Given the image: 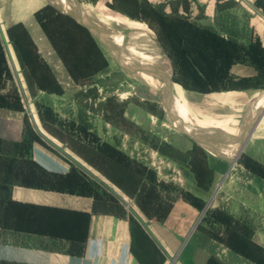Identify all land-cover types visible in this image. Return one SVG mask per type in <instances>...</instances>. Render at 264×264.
Instances as JSON below:
<instances>
[{
  "label": "rangeland",
  "instance_id": "1",
  "mask_svg": "<svg viewBox=\"0 0 264 264\" xmlns=\"http://www.w3.org/2000/svg\"><path fill=\"white\" fill-rule=\"evenodd\" d=\"M219 1L217 28L197 0H79L100 32L58 0H0V227L37 213L39 228L76 236L92 214L114 216L152 263L264 264V192L242 168L264 178V150L232 154L264 102V47L238 41V1ZM178 102L226 150L178 130L191 136L168 109ZM25 194L51 202L13 199Z\"/></svg>",
  "mask_w": 264,
  "mask_h": 264
},
{
  "label": "crops",
  "instance_id": "2",
  "mask_svg": "<svg viewBox=\"0 0 264 264\" xmlns=\"http://www.w3.org/2000/svg\"><path fill=\"white\" fill-rule=\"evenodd\" d=\"M197 1L203 3L205 6L208 17L207 23L218 28L220 26L219 22H214V19L216 17L219 20L218 4L220 1ZM237 1L238 7L236 10L240 14L237 24L239 27L237 34L228 32L227 30H219L222 34H236L235 36L238 41L243 44H250L254 41L259 42L264 47V0ZM226 10H233V8ZM247 11H250V13H247ZM246 14H248L247 21L244 18L242 19V17L246 18ZM220 16L224 18L225 14L220 13ZM221 24L223 26V23ZM263 120L264 118L261 119L242 150H264V135L262 134L264 133V125L261 127ZM240 130L241 127L237 130L238 133H240ZM233 137L234 139L236 138L235 135ZM242 168L245 171L247 182L249 181V186H247L249 188H257V190L253 189L250 191L251 193L253 192V196L255 195L256 198L259 195V191L264 192V178L254 173L245 165H242ZM256 193L258 194L256 195ZM13 199L34 206L51 202L45 198L26 194L14 195ZM76 210L78 212L87 211L85 209ZM13 215V223L10 222L8 227H0V261L9 264H166L163 259L153 263L150 262L148 255L151 249L154 251L152 245L142 241L143 235L134 237V232L131 230L129 222L114 216L103 217L92 214L89 217L88 223L85 222L81 226H75L74 230L82 229L81 234L75 236L61 234L47 228H39L37 222L32 221L33 218L38 219L37 213H34V216H31L28 222H22V218H20L21 216L18 212H13ZM22 232L33 235V239L36 240L39 234L43 235L42 237L47 240H55L62 245V251L23 248L21 247V237L16 236L17 233L21 234ZM255 241L264 246V234L260 233L257 235Z\"/></svg>",
  "mask_w": 264,
  "mask_h": 264
},
{
  "label": "bare ground",
  "instance_id": "3",
  "mask_svg": "<svg viewBox=\"0 0 264 264\" xmlns=\"http://www.w3.org/2000/svg\"><path fill=\"white\" fill-rule=\"evenodd\" d=\"M61 4H63L65 7H67L68 9H69V12L70 13H73V14H75L76 15V17L78 16V15H80L79 17H80V22L84 25V26H86V27H88V25L87 24H91V25H93L94 27H96L97 29H98V31H100V32H102L103 31V28H101L100 26H97L96 25V20L97 19H94L92 16H91V14H89V12H87L80 4H79V0H58ZM87 8V7H86ZM90 10V9H89ZM95 16H96V14H95ZM97 18V17H96ZM104 31H106V30H104ZM95 36H96V38H99L102 42H105V43H107V45H108V47L111 49V48H115V49H118V48H116L114 45H113V43L110 41L111 39L109 38V36H107V35H102L101 33H98L97 31H95ZM107 38H109V40L107 39ZM118 44V43H117ZM125 50V49H124ZM119 51V50H118ZM121 54H125V52H121V51H119ZM126 55V54H125ZM152 63V62H151ZM152 65L154 66V64L152 63ZM154 67H156V66H154ZM148 68V67H147ZM157 68V67H156ZM159 69V68H158ZM166 79H165V81H164V85H165V87L166 86H171V81H170V75L168 74V71H167V73H166ZM167 88V89H169L168 91L166 90L165 92H171V88ZM165 92H164V94H165ZM169 94V93H168ZM171 96V95H170ZM174 100V99H173ZM170 101V100H169ZM170 104H171V102H170ZM175 106H177V108L175 109V111H174V109L172 108L171 109V107L169 108L168 107V109H169V111L171 112V114L176 118V119H178L180 122H181V124L183 125V127L191 134V136H193V137H196L197 139H198V141L200 142V143H202L203 145H205V146H207L211 151H214V150H226V149H224L223 148V146L222 147H213L212 145H210V143H208L207 141H205L204 139H203V137H201V135L199 134V133H196L194 130H193V128L192 127H190V123H189V121L186 119V117H185V115L183 114V105L181 104V103H179L178 102V104H175ZM174 106V107H175ZM264 109V102H261L259 105H258V107H257V111L255 112V114L253 115V117L251 118V120L247 123V126H246V133L250 130V128L252 127V125H253V123L257 120V118H258V116H259V114L261 113V111ZM178 110V111H177ZM262 125H264V120H263V122L261 123V127H262ZM244 128V127H243ZM241 129H242V127H241ZM245 130V129H244ZM245 133V132H244ZM244 135V134H243ZM216 140V139H215ZM214 140V141H215ZM223 141V140H222ZM225 142V141H224ZM223 142V143H224ZM217 143V142H216ZM226 143V142H225ZM238 148L236 147V148H234V151L232 152V154H234V152H236V150H237ZM215 152V151H214ZM220 152V151H219ZM225 152V151H224ZM228 154V153H227ZM234 156V155H233ZM232 158V157H231Z\"/></svg>",
  "mask_w": 264,
  "mask_h": 264
},
{
  "label": "water",
  "instance_id": "4",
  "mask_svg": "<svg viewBox=\"0 0 264 264\" xmlns=\"http://www.w3.org/2000/svg\"><path fill=\"white\" fill-rule=\"evenodd\" d=\"M76 18H78V20H80V17L77 16ZM105 45H107V43L103 42ZM108 46V45H107ZM264 115V109L261 111V113L259 114L257 120L253 123L252 128L249 130V132L244 136V138H239L240 142L238 144V150H242V148L244 147L245 143L247 142V140L250 138L251 134L253 133V131L255 130V128L257 127V125L259 124V122L261 121L262 117ZM176 128L178 130H180L181 132H183L184 134L188 135L189 137L195 139L198 141V139L196 137L190 136L188 133L184 132L182 129H180L179 127L176 126Z\"/></svg>",
  "mask_w": 264,
  "mask_h": 264
}]
</instances>
